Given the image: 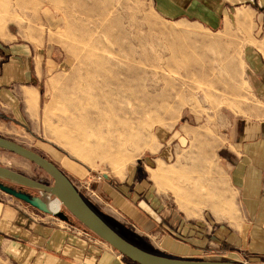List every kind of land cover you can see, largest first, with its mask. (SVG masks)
I'll use <instances>...</instances> for the list:
<instances>
[{
    "label": "rangeland",
    "instance_id": "1",
    "mask_svg": "<svg viewBox=\"0 0 264 264\" xmlns=\"http://www.w3.org/2000/svg\"><path fill=\"white\" fill-rule=\"evenodd\" d=\"M166 4L168 0H0V64L7 53H30L37 73L42 71L40 79L28 78L40 91L35 115H25L20 94L16 118L0 105V120L9 126L0 128V137L54 163L102 220L113 230L119 227L120 236L147 252L154 236L158 240L165 235L158 227L142 231L127 208L153 196L183 218L210 220L219 215L220 207L195 202L210 199L206 176L185 170L181 177L156 185L152 174L155 177L161 167L172 169L181 155L191 152L182 165L219 172L217 147L211 158V138L224 126L228 112L243 115L255 104L244 63L253 15L246 14L250 23L240 29L235 11L218 17L191 7L183 14L169 11ZM227 21L233 27L229 37L218 34ZM96 60L121 70L119 77L130 86L117 93L114 86L93 89V111L110 122L94 120L82 129L67 128L65 105L87 74V63ZM186 120L194 130L193 142L182 129ZM116 121H126V130L108 134L109 124ZM200 131L198 144L195 133ZM109 142H118L120 152L111 153ZM202 150L210 156L208 163L204 157L197 159ZM0 165L52 185L43 170L13 153L0 150ZM186 177L194 178L191 188L198 192L191 189L193 199H186V193L179 203L174 191ZM15 187L56 204L45 193ZM220 193H225L221 184ZM61 211L42 212L0 190V264H135L82 226L63 205ZM53 234L59 244H49ZM61 243L72 248H61Z\"/></svg>",
    "mask_w": 264,
    "mask_h": 264
},
{
    "label": "crops",
    "instance_id": "2",
    "mask_svg": "<svg viewBox=\"0 0 264 264\" xmlns=\"http://www.w3.org/2000/svg\"><path fill=\"white\" fill-rule=\"evenodd\" d=\"M177 1L179 3L168 0L166 9L187 14L191 7L196 9L200 7L203 10H210L218 17L235 11L240 29L250 23L246 14L253 15V30L244 49V63L250 94L255 104L248 110L244 109L243 115H237L234 111L233 114L228 112L223 122L224 126L211 138L214 150L211 158L217 155L221 168L219 172L217 170L213 173L209 167L190 168L185 164L182 165L183 158L189 155L183 154L179 157V161H176L177 166L172 169L161 167L155 177L152 174L156 185L177 178L185 170H192L197 176H206V190L211 194L210 199L203 202L201 198H195V202L208 207H220L217 209L220 211L219 215L214 214L210 220H205V217L183 218L171 207L160 204L153 196L145 197L136 204V207L129 206L130 208L127 209L142 231H151L154 227H158L164 233V237L160 239L158 237L157 240L156 235L153 238L155 242H148L150 252H161L159 254H163L164 257L172 256L173 259L180 260L264 264V0ZM232 31L233 27L227 21L218 34L229 37ZM7 51L10 49H7L6 53ZM7 55L6 61L0 64V105L12 111V115L16 118L20 102L18 94H20L25 115L29 111L33 117L38 109L40 91L38 86L29 85L28 78L35 76L40 79L42 71L37 73L34 58L33 62L30 61V53L27 55L7 53ZM31 63L33 68L30 67ZM6 117L11 119L10 116L6 115ZM189 122L186 120L182 129L191 139L194 130L188 129ZM7 127L8 124L0 120V128ZM199 133L202 132L195 133L197 140L194 141L198 144L199 139L203 138L198 136ZM204 143L210 142L204 141ZM198 155L197 159L204 157V160L209 162L208 152L202 150ZM193 179L186 177L185 183L180 188L177 187V192L174 191L179 203L185 200L186 193H188L186 199L189 201L193 199L190 194L191 189L198 192L197 187L191 188L193 181L196 182ZM220 184L223 186L224 194L220 193ZM49 231L46 229L45 233ZM148 236L153 235L149 233ZM48 240L51 245L59 244L55 234ZM59 246L61 248L64 246V249L69 247L64 243ZM40 260L43 261L37 259L36 263Z\"/></svg>",
    "mask_w": 264,
    "mask_h": 264
},
{
    "label": "water",
    "instance_id": "3",
    "mask_svg": "<svg viewBox=\"0 0 264 264\" xmlns=\"http://www.w3.org/2000/svg\"><path fill=\"white\" fill-rule=\"evenodd\" d=\"M0 150L13 153L30 161L52 179V185L48 186L0 165V190L2 192L45 213H49V211L44 202L39 199L30 198L28 191L16 188L15 186L51 194L82 226L135 264H246L237 262L180 260L147 252L125 240L103 221L83 200L64 172L50 160L3 137H0ZM63 219L68 220L67 217H63Z\"/></svg>",
    "mask_w": 264,
    "mask_h": 264
},
{
    "label": "bare ground",
    "instance_id": "4",
    "mask_svg": "<svg viewBox=\"0 0 264 264\" xmlns=\"http://www.w3.org/2000/svg\"><path fill=\"white\" fill-rule=\"evenodd\" d=\"M110 40H111V38L109 39V41ZM112 42L113 41H111V43ZM97 60H96V62H93V63H91V62L87 63V69H86L87 74L85 75L84 78H82L79 81L78 87L73 89V91H71V95H70L71 99L65 105L66 115H65V117H63V120H65L64 123H65V125H67V128L68 127L72 128V127L78 126L76 128L79 129V127L81 126V129H82L83 125H86V124L92 123V122L94 123V120L100 121L103 124L110 122V120L108 118L104 117L101 114H97L96 112L93 111L94 104H93L92 98H91L92 93H93V89H96V87L99 88L101 86V89L108 88V90H109V88L111 89V86H114L115 93H117V91L120 90L121 88L126 87V86H130V81L122 80L119 77V74L122 73L121 70H116L113 68H107L106 66L108 63H106L103 60H100V61H97ZM116 74H117V76H115ZM131 76H133V75H131ZM134 78H135V76H134ZM133 82H134V80H133ZM100 104H101V102H100ZM106 108L108 109L107 106H106ZM69 111L71 112V114ZM126 124H127L126 121L122 122V123L120 121L112 122L111 124H109V128H107L108 134L114 133V132H119V131L123 133V130H126ZM75 130H77V129H75ZM75 132H74V135H75ZM103 133H105V131ZM68 135H69V133H68ZM74 135H73V137H74ZM86 140H88V139H86ZM107 142H106V144H107ZM70 143L72 144V142H70ZM98 143H99V141H98ZM109 143H110L109 145H106V148L111 147L112 148L111 153L116 154V153L120 152V151H117V149L120 148V146H118V144H117L118 142L117 143L116 142H109ZM31 190L42 192V193H45V194L53 197L51 194L44 192V191H39V190H35V189H31ZM29 196H30V198L39 199L42 202H44V204L46 205L50 214L62 215V211H61L62 204L55 197H53V198L58 202V204H54L52 201H50L48 199H41L38 197H34L30 194H29ZM15 254H18L17 250H16Z\"/></svg>",
    "mask_w": 264,
    "mask_h": 264
},
{
    "label": "trees",
    "instance_id": "5",
    "mask_svg": "<svg viewBox=\"0 0 264 264\" xmlns=\"http://www.w3.org/2000/svg\"><path fill=\"white\" fill-rule=\"evenodd\" d=\"M56 204H58V202L54 199L53 200ZM102 219V218H101ZM104 221V220H103ZM108 224V223H107ZM109 225V224H108ZM110 226V225H109ZM111 227V226H110ZM112 228V227H111ZM113 229V228H112ZM115 231L119 234V235H122V232H121V229L119 227H115Z\"/></svg>",
    "mask_w": 264,
    "mask_h": 264
}]
</instances>
